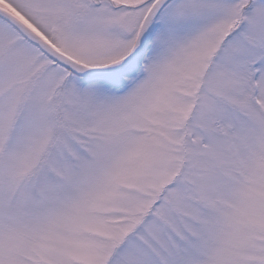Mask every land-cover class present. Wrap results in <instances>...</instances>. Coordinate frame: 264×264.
<instances>
[{
  "label": "snow or ice",
  "instance_id": "obj_1",
  "mask_svg": "<svg viewBox=\"0 0 264 264\" xmlns=\"http://www.w3.org/2000/svg\"><path fill=\"white\" fill-rule=\"evenodd\" d=\"M0 264H264V0H0Z\"/></svg>",
  "mask_w": 264,
  "mask_h": 264
}]
</instances>
